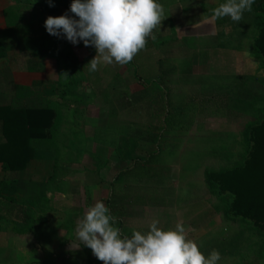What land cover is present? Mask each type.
I'll list each match as a JSON object with an SVG mask.
<instances>
[{"label": "crops", "instance_id": "crops-1", "mask_svg": "<svg viewBox=\"0 0 264 264\" xmlns=\"http://www.w3.org/2000/svg\"><path fill=\"white\" fill-rule=\"evenodd\" d=\"M163 1L165 0H157L158 3ZM178 1L172 0L168 9L176 6ZM199 1L205 3L209 0ZM180 2L187 4L185 8L188 10L189 7L194 8L192 3L195 4L197 0ZM52 3L54 6L50 7L48 0H0V49L3 50L0 57V105L12 104L16 96H21L22 102L28 106L35 104L40 107L52 101L61 103L59 126H49L47 136L32 140L34 152L27 167L14 172L4 171L0 165V209L13 212L10 216H0V264H104L93 255L90 248L83 245L79 250H69L71 239L75 237L77 222L98 200L103 201L111 214L118 218L116 226L122 229L124 235L130 237L133 231L147 233L153 220L159 222L160 225L157 226L162 230H174L177 223H182L187 238L195 241L207 257L206 251L208 254L211 252L208 251L209 247L204 250V246L219 236L212 229V224H218L212 218L211 196L215 192L206 182V171V184L201 182V191H204L199 199L201 205H196V192L192 194L188 189H181L187 182L196 187L192 180L194 171L186 168L183 170L176 165V159L180 157L178 151L171 155L173 166H166V159L162 158L165 156L159 148L161 146L165 149V145L169 147L171 144L182 147L189 140L190 147L197 148L194 139H187L183 143L171 140L166 134L177 127L178 123L175 114H172L174 109L171 93L180 70L174 53H170L169 49L165 52L164 48L169 43H175L178 37H163L166 32L162 31L159 34L162 38L156 40L157 34L155 40L149 37L146 46L131 62L125 65L102 62L98 71L90 72L87 64L97 55L94 46L86 47L82 40L74 45L63 36L50 35L45 28L44 22L49 16L57 17L67 12L74 17L75 14L69 10L72 0H52ZM8 5L11 9H8ZM162 6L164 8L165 4ZM177 17L180 18L174 12L167 13L153 32L159 26L163 30L164 24L172 31V21L177 22ZM189 29L193 28L190 26ZM213 39L215 38L211 40ZM84 46L91 56L83 55ZM145 49H153L160 54L165 52L166 57L145 59L142 55ZM195 49L197 47L193 48ZM190 50L183 52L189 54ZM256 58L254 59L259 64L263 61L259 55ZM145 60H149V64ZM245 60L248 58L244 57L243 52L240 53L239 61L245 64ZM182 64L181 72L185 71V78L193 79L190 55H184ZM223 65H215L217 67L211 68L209 74H202L204 80H210L217 73L222 79L237 77L231 87V90H237V84L243 83L239 77L244 73L243 70H227L228 64ZM128 66H132V70L126 76L124 72L129 71ZM262 76L264 79V74ZM116 79H119L118 89L123 96L130 95V91L139 96L141 106L135 116L138 126L130 121L126 122L129 119L126 110L119 113L122 119L113 112ZM167 95L170 104L156 100L157 97ZM152 99L156 102H152ZM95 108L96 114L93 112ZM158 113L165 114L157 115ZM68 121H72L73 126H62L63 122ZM117 122L127 123L125 131L128 130V133L124 132L126 135L123 134L122 126H119L123 135L116 137ZM246 128L247 126L239 136L235 134V142H232L235 149L230 154L229 151L205 154L203 148L208 143L207 140L204 141L200 145L203 158L226 161L234 156L239 159ZM2 129L0 122V142L4 141ZM58 135H61V142ZM70 142L76 144L74 148H77V154L71 150L73 145ZM61 144L66 145L67 155L61 154ZM72 155L77 157L72 158ZM141 169H146L148 174H141ZM156 173L168 176L167 180L160 181L173 180L175 185L178 184V192H163L164 183L151 186L149 182L159 178ZM180 178L183 180H179ZM179 190H186L182 193L188 194L186 201L179 198ZM163 196L167 199L165 204L152 203L151 198ZM173 197L177 202L171 201ZM9 199L12 201H8ZM165 209L174 212V226H168L169 229L164 226L168 213L162 214L159 211ZM237 221L241 223L242 220L238 218ZM244 230L247 231L240 227L231 234L240 238V247L245 241ZM200 235L202 236L198 237ZM234 253L228 254L226 248L221 253L218 264H222V259Z\"/></svg>", "mask_w": 264, "mask_h": 264}, {"label": "rangeland", "instance_id": "rangeland-1", "mask_svg": "<svg viewBox=\"0 0 264 264\" xmlns=\"http://www.w3.org/2000/svg\"><path fill=\"white\" fill-rule=\"evenodd\" d=\"M171 1L172 0H165L161 3L159 2L161 5L165 4V16H167V13L174 12V15H179L180 18H176L177 22L176 20L172 21L174 24L171 27L173 29L172 31L168 26H166L167 24H164L163 30L162 26H159L158 30H154L153 32L154 40L156 34L158 35L156 40L162 38L159 36L162 31L166 32V35L163 37H178V40L175 41V43H169L168 47L164 48L165 52H167L166 50L169 49L168 51L170 53H174L176 60L179 61L178 68L180 70L178 79H175L177 82L174 83L175 86L172 88L171 93L172 108L174 109L172 114H175V120H177L176 123H178L176 124L177 127H174L173 130H170V132L166 134H168L167 137H170L171 140H180L183 143L187 139H194L197 144V148L190 147V140L186 141L185 146L182 147L179 145L177 146L176 144H171L169 147L165 145V149H163L161 146L159 148L161 149L160 151H163V155L165 156L162 158L166 159L164 162L166 166H173V162H171V155L172 153H176L178 151L177 154L180 157L176 159V165L181 169L183 168V170L186 168L188 171H194L192 180H194L196 183V187H194L195 185H191V182H187V184L185 183V186H182L181 189H188L187 191L192 194L196 192L195 198L197 200H194L195 204L201 205L199 199L202 197V193L204 192L201 191L203 190V184L201 182H205L204 172L206 171L207 174L209 169L212 172H215L222 168L228 167L232 165L236 158L231 156V158L226 161L224 159L218 158H203L201 153L202 147L200 145H203L204 141L207 140L208 145L207 147L203 148V150H205V154L224 153L226 152V147L229 145L232 146L230 148L234 150L235 147L234 143L232 142H235V134L239 136L242 130L245 129L246 125L255 119L257 110L258 112L264 110V85L260 82L263 77L262 74H264L262 65L263 61L259 64L257 60H255L257 59V55L253 51V38L256 37L261 23L256 19L253 11L245 12L243 15V20L239 23L233 22L229 17L213 20L212 16L214 9L219 5L226 3L227 0H209L205 3H200L201 1L197 0L195 4L192 3L194 8L191 9V7H189L188 10L185 8V5L187 4L180 2V0L178 3L175 2L177 3L176 6L170 8L171 4L169 3H172ZM169 5L170 7L168 9ZM181 21H183V23H179ZM176 25L177 27H175ZM190 26L193 28L192 30L189 29ZM207 35H209V37H206ZM190 37H192L193 41ZM212 38L215 39L211 40ZM195 47H197V49L193 50ZM188 49H191L190 53L184 54L183 50L187 51ZM241 51L243 52L244 57L248 58L247 61L245 60V64L239 61L240 53H242ZM83 52L85 57L91 56L89 53L90 51L87 50L86 47L83 49ZM165 52L160 54L158 51H154L153 49H145L142 51V55L145 59L148 57L153 58L155 56L157 58H163L166 57ZM184 55H190V60L192 63V76H194L191 80L185 78L187 75L185 74L184 70L181 72L183 65L182 58H184ZM114 62L115 61H113V63ZM145 62L149 64L150 61L145 60ZM223 63L225 65L228 64L227 70H243L244 73L239 75V77H241V81L244 82L250 77L254 80L252 85L253 88L256 89L255 95L258 96L259 100L253 103V105L249 108L250 113L245 112L243 109L236 111L235 107L232 106L233 104H231V101L233 100V96H231V87H233L234 83L236 82L235 78L237 77H229L227 80L224 78L222 79L217 73L214 74L210 80H204L202 74H209V70H211V68L217 67L215 65L224 66ZM128 67L130 68L129 71L125 70L124 72L126 76L131 73L130 70H132V66ZM149 70H151V65L149 66ZM152 81L153 80H151V83ZM155 82L157 81L155 80ZM116 83L115 87L117 90L115 94L116 97H114L116 100L114 105H112L113 112H116L118 118L122 119L121 114L119 113L122 110H126V115L129 117L126 122L130 121L132 124H135V126H138V124H136L137 119L135 116L137 114L138 108L141 106L138 101L139 96H136L133 91H130V95L123 96L121 91L118 89L120 88V84H118L119 79H116ZM237 85L238 86H236L235 89L240 90L241 88L238 89V87L242 85V83H238ZM159 90L163 91L160 88ZM167 101L168 104H170L168 95ZM96 111L97 110L95 108L93 112L96 114ZM126 122H117L118 125L115 130L116 137H118L119 134H122L121 127L119 128V126H122L123 134L124 132L128 133V130L125 131V126H127ZM62 126H73V123L72 121H68L67 123L63 122ZM59 133H61V130ZM68 133L69 132H66V134ZM57 137L61 142V135H58ZM188 142L189 145L187 146ZM70 143L73 145L72 149L68 146L67 147L76 153L77 148H74L76 147V144H74V142ZM65 144L59 145V148L61 150V154L67 155ZM193 149H197V151L194 152ZM74 156L75 158L77 157L76 155H72V158ZM147 172L148 171L146 169L140 170L141 174H148ZM158 175L159 178H156L157 180L154 179L149 182L151 186L156 187L159 186V184L162 185L164 183V186L162 187L163 192L166 191L169 194L178 192V184H176V186L173 180L162 182L160 180H167L168 176L165 173ZM179 180L183 179L180 178ZM184 191L186 190H179L181 193L179 198L183 201H186L188 194L185 193L182 195ZM222 196L223 194H219L218 192H215V195L212 194L211 196L213 207L212 218L219 224V226L218 224H212V229L213 233L217 232L215 235L219 236V238H213L212 240L208 241V243H206L204 246V250L209 247L208 251L211 252L212 250H218L221 254L226 248L228 249V245L232 240L225 236H231L234 231L241 227L242 229H247V231L244 230L245 241L242 242V245L238 249L237 253L222 259V264H247V262L251 261L254 255L259 252L258 248L260 243L262 244V236L260 237L256 231H252L251 228L248 227V225H250L249 223L241 221V224L239 221H237L238 218H236L231 213L220 211V209H225L226 206L224 199L221 198ZM151 200L152 203L163 204H165L167 201L164 196L163 198H151ZM172 200L177 202L176 198L174 197L171 199V201ZM159 211L162 214L164 212L168 213V215L165 217L167 220L164 222L165 229H169L170 227L168 226H174V212L170 210L167 211L166 209ZM158 225L160 224L158 223ZM201 236L202 235L198 237ZM233 240L237 242L239 239L233 238ZM260 251V258L255 264H264V247L261 248L260 246ZM206 254L208 255L207 251Z\"/></svg>", "mask_w": 264, "mask_h": 264}, {"label": "clouds", "instance_id": "clouds-1", "mask_svg": "<svg viewBox=\"0 0 264 264\" xmlns=\"http://www.w3.org/2000/svg\"><path fill=\"white\" fill-rule=\"evenodd\" d=\"M255 0H227L213 11L212 19L229 17L233 22L243 20L251 12ZM49 6H54L48 0ZM69 16L46 18L44 24L50 35L65 37L72 44L81 40L94 46L97 55L87 66L98 71L103 62L125 65L142 50L153 29L166 17L157 0H72ZM118 218L111 214L103 201L89 207L75 227L71 251L83 245L104 264H218L221 254L212 250L206 257L197 243L188 239L182 223L174 230H162L153 220L149 231H133L129 237L117 227Z\"/></svg>", "mask_w": 264, "mask_h": 264}, {"label": "trees", "instance_id": "trees-1", "mask_svg": "<svg viewBox=\"0 0 264 264\" xmlns=\"http://www.w3.org/2000/svg\"><path fill=\"white\" fill-rule=\"evenodd\" d=\"M8 9L11 7L9 6ZM252 11L261 23L254 39V51L262 58L264 69V0H255ZM2 55L3 50L0 49V57ZM253 81L249 78L238 87V89L241 88L240 90H231V96H233L231 104L236 110L238 109L237 111L243 109L250 113L249 108L259 100L255 95L256 89L253 88ZM260 82L264 85L263 78ZM164 97H157L156 100H163L162 102L167 105V97ZM156 100L152 99V102ZM14 101L12 104L0 105V122L3 126L2 135L4 137V141L0 142V165L4 171L18 172L25 169L33 157L32 140L47 136L49 126H59L61 103L52 101L40 107L28 106L22 102L21 96H16ZM164 114L158 113L157 115ZM246 126L239 159L228 167L207 173L206 182L213 192L223 194L221 198L226 204L225 212L231 213L242 222L249 223L251 230L256 231L260 237L262 236L263 241L261 240L262 244L260 243L257 253L259 256L255 254L253 259L247 262V264H255L260 258V246L264 247V110L259 112L257 110L255 119ZM227 147L226 151L230 154L231 146ZM3 214L10 216L13 212L0 209V216L2 217ZM227 237L232 239L228 245V254L237 252L240 242H236L233 238H240Z\"/></svg>", "mask_w": 264, "mask_h": 264}]
</instances>
